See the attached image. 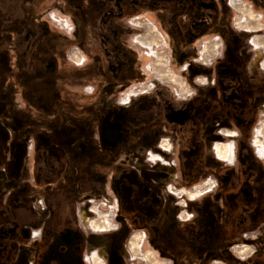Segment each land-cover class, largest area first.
<instances>
[{"label":"rangeland","instance_id":"1","mask_svg":"<svg viewBox=\"0 0 264 264\" xmlns=\"http://www.w3.org/2000/svg\"><path fill=\"white\" fill-rule=\"evenodd\" d=\"M97 1L0 0V72L5 74L0 77V94L4 92L0 95V134L6 138L0 143L4 157L0 164L2 199L17 194L32 207L48 208L46 199L53 207L54 198L31 191L50 192L56 181L67 178L69 184L62 197L64 203L74 205L72 215L81 231L76 240L83 244L78 251L79 264H102V260L103 264H244L231 248L245 240L227 242L219 238L216 223L221 218V198L203 196L183 206L186 198L177 190H188L204 179L216 185L234 184L238 164L255 174L252 177L256 181L264 179V0H214L211 12L188 22L189 30L197 26L205 29L203 35L181 43L178 27L171 25L173 45L161 29L164 23L161 28L158 25L164 13L161 5L115 21L127 44L125 55L133 58L134 78L128 88L142 86L126 95L115 94L114 86L93 91L99 78L95 74L98 60L88 51L86 22L77 8L90 9ZM30 28L38 30L36 45L45 57L34 64L22 61L23 56L18 60L24 48L14 50L19 32L28 33ZM64 38L71 40L69 45L61 44ZM81 57L85 62H78ZM216 58L221 63L244 62L254 80L247 93L258 107L257 120L242 136L221 109L213 108L205 112L208 118L198 128L193 144L179 145L173 129L155 118L160 109L153 90L162 88L176 100L188 99L186 94L196 91L200 104L212 105L219 97L218 89L204 80L209 81V63ZM229 71L220 70L222 75ZM20 86L31 92L23 93ZM78 121L88 126L92 137L83 160L73 145L78 131L72 124ZM257 129L261 132L258 147L252 141ZM224 130L236 134L221 136ZM62 137L66 144L60 146ZM215 142H232L237 160L216 159ZM198 143L201 148H197ZM30 145L32 150H28ZM104 145L116 146L118 152H103ZM41 149L64 158L60 168L67 174H57L53 183L43 182ZM198 160L213 171L197 170L189 181V171ZM88 201L95 213L89 224ZM46 208L41 213L44 217L49 213ZM120 209L134 215L132 223L139 220L142 225L132 227L119 215ZM185 211L193 214L186 221ZM26 228L19 243L7 241L14 258L9 264H30V258L42 253L29 248L38 229ZM136 228L145 233L141 245L139 236L133 235ZM245 236L252 239L246 240L251 247L264 248V220ZM259 237L262 239L253 244Z\"/></svg>","mask_w":264,"mask_h":264},{"label":"flooded vegetation","instance_id":"2","mask_svg":"<svg viewBox=\"0 0 264 264\" xmlns=\"http://www.w3.org/2000/svg\"><path fill=\"white\" fill-rule=\"evenodd\" d=\"M213 2L214 0H174L167 2H165V0H98L97 5L94 2V4L90 6V9H84L83 6H81V9L77 8V10H81L82 19L86 22L84 25L85 28H87L90 39L88 51L95 55L98 60L96 65L98 70L95 74L99 78H97L94 83L93 91L96 93L99 90L107 89V86H114L113 92L115 94L125 92L126 95L132 89L142 87L128 88L130 81L134 78V74L131 72V62L133 58L132 56L126 57L125 55L127 44L125 40L122 39V29L117 28L115 21L120 18H125L129 14H140L149 11L154 6L161 5L162 12L164 13L161 15V19L158 20V25L161 28L160 25L162 22L164 23L165 26L161 29L168 35L171 45H173V38H175V36L170 33L169 28L171 25L178 27L177 34L181 43L190 42L203 35L205 29L201 27L198 28L197 26L189 30L190 25L188 22L194 18H201L204 12H211V10L214 9ZM92 6H94V8H92ZM250 13L252 17H254L253 12ZM63 22L66 24L64 20ZM64 24L61 26L64 27ZM78 26L82 27L83 25L78 24L77 27ZM153 27L155 30L157 29L155 25H153ZM115 28L116 30L112 31ZM20 31H22V29H20ZM22 32H19L20 37L15 41L16 45L14 47V50L18 52L24 48V51L19 53L20 56L18 60L23 56L22 61L24 60L30 64H34L45 58L41 54L42 51L38 49V45H36V41L39 40L40 37L38 30L30 28L28 33L25 32V30ZM69 42H71L69 38L61 40V44L64 46L69 45ZM21 44H23L24 47H22ZM72 55L73 57L77 56L74 54ZM78 62H85V58L81 57V61ZM209 64H211L209 81L207 79L204 81L217 86L219 96L217 99H213L212 105L200 104L196 97V91L186 94V96H190L188 99L176 100L170 95L168 96V93H165L166 91L162 88L155 87L153 90L154 93L158 94L159 104L157 105L160 109V113L156 115L155 118L156 120L160 119V122L164 123L165 126L173 129V133L176 134L179 145L187 146L189 143L188 147H190V145L193 144V140L199 131L198 128L208 118V115L206 116L205 114L206 111L221 109L224 112V117H228L233 128L242 136L249 132L257 120L258 107L253 104L251 95L247 93V87L250 81L252 83L254 80H252L253 78L247 73L243 65L244 62L225 61L221 63L219 58H216L214 63L210 62ZM220 64H222V67H220ZM221 69L230 71L227 75H222L220 72ZM4 75V71L1 70L0 77H4ZM249 78L251 80H249ZM20 88H22V92L25 94L31 92L26 88L24 89L23 86H20ZM3 93L4 92H1L0 95L3 96ZM132 94H134V92L130 93L131 96ZM246 101L247 104L245 103ZM96 118L98 119L97 116ZM99 120H101V118ZM72 126H75L78 131L73 145L76 148V153L78 156L80 155L79 157L83 160L87 151H89V149L86 150V148H90L89 144L92 141V137H89L88 126L86 127L81 121L72 124ZM114 131L115 129H113L112 132ZM255 131L256 133L252 141L258 147L259 141L257 142V140H259L261 132H259L258 129ZM223 132L220 133L221 136L222 134L224 136H233L236 134L233 130H224ZM66 133L63 135L64 137H67L69 132ZM5 139L4 135L0 134L1 144L4 143ZM60 139L62 141L59 142L60 146L66 144V142L63 141L66 138L62 137ZM163 141L165 142L166 139H163ZM197 146V148H201L200 143H198ZM32 148V145H30L28 150H32ZM101 149L103 152L115 155L119 148L116 146L109 147L104 145ZM160 150L162 149L160 148ZM45 151V149L42 150L41 179L43 182L50 181V183H53L57 174H67L66 170L60 168L64 158L54 154H46ZM213 151L218 158L230 162L235 155L232 142H215ZM2 156L3 155H0V164H2L4 159ZM203 165L204 164L199 162V160L192 165L188 174L189 181H192L197 170L203 168L213 171L211 167H203ZM234 172L237 178L234 184L216 185L211 179H204L190 186L188 190L179 188L177 191L182 192L180 194H183L186 198V200L183 199L182 201L183 206H186V201L195 203L203 196H209L211 198L220 197L219 211L221 218L220 221L216 223V228L219 230V238L227 242L239 239L245 240V242L232 246L231 249L232 252L236 254V258L241 261L245 260L244 264H264V248L254 245L251 247L246 240L252 239L245 236L249 230L257 228L264 220V179L256 181L253 178L255 174L240 164H238ZM68 182L69 180L67 178H65V180L62 179V181H56L50 192H43V190L39 191L36 189L31 191V194L37 192L41 193L46 198L52 197L55 199V201H53L56 202V204L53 207L50 201L46 199L47 207H51L49 210L45 206L41 208H39L38 205L32 207L29 200L20 199L17 194L16 196L13 194V196L3 200L2 194L0 193V264H9L14 260V258L13 260L11 259L13 253L7 248V245L9 246L7 241L14 240L16 243H19L25 236L22 231L25 230L26 227H35L38 229L34 234L36 235V239L30 242L29 248L31 251H42L41 255L30 258V264L80 263V253L78 251H82L83 244H81V241H76L81 231L78 229L76 220L72 215L74 205L72 203H69L70 205L64 203L65 201L63 202L62 197V194H65L64 190L67 188ZM122 196L125 198L124 193H122ZM95 204L100 207L99 203ZM86 206L87 212L91 215L86 220L87 224H89V220L95 217V213L91 210V201H88ZM45 208L47 209L46 212H49L47 217L41 214ZM119 212L120 216L127 218L132 227H136V223L142 225V222L139 220L138 222L132 223L135 217L130 212L125 213L123 209H120ZM184 214V221L191 219L193 216L192 213L186 211ZM134 234L142 236V240L145 237V233L137 231V228L134 230L133 235ZM260 239L262 238L259 237L258 239H254L255 241L253 244H256L258 242L257 240ZM62 256H66L68 259Z\"/></svg>","mask_w":264,"mask_h":264},{"label":"built area","instance_id":"3","mask_svg":"<svg viewBox=\"0 0 264 264\" xmlns=\"http://www.w3.org/2000/svg\"><path fill=\"white\" fill-rule=\"evenodd\" d=\"M139 240H140V243L142 241V236H139ZM94 253V252H91V254ZM102 264H103V260H102Z\"/></svg>","mask_w":264,"mask_h":264},{"label":"bare ground","instance_id":"4","mask_svg":"<svg viewBox=\"0 0 264 264\" xmlns=\"http://www.w3.org/2000/svg\"><path fill=\"white\" fill-rule=\"evenodd\" d=\"M250 16H252V14L250 13ZM64 24V22L62 23V25ZM63 258L66 257V256H62ZM67 258V257H66ZM68 259V258H67ZM62 260V259H61Z\"/></svg>","mask_w":264,"mask_h":264},{"label":"crops","instance_id":"5","mask_svg":"<svg viewBox=\"0 0 264 264\" xmlns=\"http://www.w3.org/2000/svg\"><path fill=\"white\" fill-rule=\"evenodd\" d=\"M234 158H235V155H234ZM217 159H218V157H217ZM219 160V159H218ZM222 160V159H221Z\"/></svg>","mask_w":264,"mask_h":264}]
</instances>
